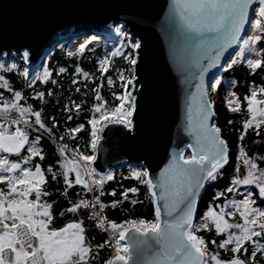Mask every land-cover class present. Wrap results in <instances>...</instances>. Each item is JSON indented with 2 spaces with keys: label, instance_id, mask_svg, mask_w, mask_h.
Wrapping results in <instances>:
<instances>
[{
  "label": "snow or ice",
  "instance_id": "obj_1",
  "mask_svg": "<svg viewBox=\"0 0 264 264\" xmlns=\"http://www.w3.org/2000/svg\"><path fill=\"white\" fill-rule=\"evenodd\" d=\"M256 3L259 7L253 9ZM250 9L254 18L249 15ZM166 30L187 83L185 121L178 133L187 134L190 142L173 149L168 162L155 176L149 165L138 162L129 166L128 177L123 174L119 177L121 181L133 179L144 187L153 209L151 219L126 218L119 223L109 219L108 209L125 212L126 202L132 206L142 202L140 187L121 184L116 198L117 189L111 187L117 180L115 170L98 171L93 164L104 128L109 124L135 128V114L143 95L142 41L129 35L123 26L114 28L119 46L97 60L101 83L91 89L94 103L87 121L89 139L83 148L78 144L70 147L69 141L75 144L79 139L76 134L85 130L79 115L87 102V81H94L95 77L78 65L74 67L70 83L79 85L82 82L75 76L82 75L85 98L79 102L70 99L63 104L64 132L57 135L59 121L46 111V106L55 103L60 108V97L53 89L35 88L38 82L57 85L59 81L53 71L45 67L42 72L30 74L27 67L21 70L16 63H0V70L9 73L19 70L31 89L25 95L0 75V86L10 96H0V264H261L264 261V153L249 155L244 144L249 130L256 137L253 144L264 143V83L243 96L248 116L235 129L239 135L234 154L224 133L232 132L237 122L228 119L226 127L218 126L215 101L209 94L216 91L221 80L213 73L205 85L210 69L220 65L224 54L234 45L238 50L230 56L227 68L242 62L252 75L257 70L264 72V43H260L264 41V0H173ZM99 39L97 34L85 36L76 51H68L67 56H82ZM29 56L25 50L22 59L27 61ZM117 57L126 61V66L113 69L115 78L111 73L105 76ZM66 72L65 67H60L55 75ZM105 80L110 88L118 83L119 91L109 93L111 103L101 94ZM74 91L80 93L81 87H75ZM225 101L229 112H241V98L236 92H228ZM74 116L77 122L69 127L68 122ZM46 140L53 147V160L47 164ZM186 149H191L190 154L186 155ZM230 156H234L235 164L228 183L213 194L206 210L198 212L202 190L209 183L219 185L224 180ZM105 195L113 199L104 201ZM66 215L70 220L57 226V217ZM93 231L106 239L94 243L95 237L90 235ZM106 247H114L115 254L102 259L101 252Z\"/></svg>",
  "mask_w": 264,
  "mask_h": 264
},
{
  "label": "water",
  "instance_id": "obj_2",
  "mask_svg": "<svg viewBox=\"0 0 264 264\" xmlns=\"http://www.w3.org/2000/svg\"><path fill=\"white\" fill-rule=\"evenodd\" d=\"M172 4L173 0H0V61L5 64L20 61L28 50L30 56L25 62L37 68L62 41L86 34H109L117 25L142 41L143 95L135 128L118 124L104 128L93 162L98 171L142 162L155 176L173 149L190 142L187 134L178 133L185 121L187 83L166 30ZM256 7L258 3L252 6ZM249 15L253 17L252 9ZM237 50L234 45L220 65L210 69L206 86L213 73L220 76ZM190 152L186 149V155Z\"/></svg>",
  "mask_w": 264,
  "mask_h": 264
},
{
  "label": "trees",
  "instance_id": "obj_3",
  "mask_svg": "<svg viewBox=\"0 0 264 264\" xmlns=\"http://www.w3.org/2000/svg\"><path fill=\"white\" fill-rule=\"evenodd\" d=\"M88 35V34H86ZM83 35L81 37H74L69 38L67 40L62 41L54 50L53 52L49 53L46 58L43 60L42 64L37 68L29 67L25 60L21 59L20 61L11 60L10 65L12 63H16L20 66L21 70L23 67H27L29 69L30 74H35L36 72H42L45 67H47L50 71H53L54 78H56L59 83L57 85L52 84H40L39 82L36 84L35 88L37 90H45V89H53L55 95L60 97L59 104L60 108L57 107L55 103H51L50 105L46 106V111L50 114H53L57 117L59 121V126L55 130L56 134H62L64 132V125H65V114L61 110L63 104L68 103L69 100H75L79 102L81 99H84V84L83 81L85 78L82 75H76L75 78L81 81L79 85H73L70 81L74 78V67L80 66L83 71L90 73L92 77H95V80L89 79L87 81V89H88V96L86 98L87 102L83 106L80 111L79 115V122L85 123V130L81 133H77V137L79 139L72 144L70 141V147H75L76 144L80 145L83 148L85 141L89 139L88 131L90 129V125L87 124L88 119L90 118L89 109L91 105L94 103L93 95L94 93L91 91L95 87L96 84L101 83V75L97 71V60L98 58L102 57L106 51L111 50L114 46L118 47V38L116 37V33L113 30L109 35H102L100 34V39L98 42H95L94 45H89L86 49L85 53L82 56L77 57H68V51H76L78 45L84 42ZM93 35V34H90ZM98 35V34H97ZM0 63L5 64V62L0 61ZM126 66V61L122 58L117 57L111 61V67L109 68V72L105 73L104 75L107 76L108 74H112L115 78V73L113 69L121 68ZM60 67H65L67 72L64 74H60L59 76L55 75ZM0 75H4L10 82L11 86L15 89L23 90L25 95H28L31 92V89L27 88V84L25 82V78L20 74L19 70H14L13 72L9 73L4 70H0ZM221 83L217 86L215 92H210V97L212 100L215 101L214 108L216 111V119L215 122L218 126L222 128L226 127V121L228 119H232L237 122L236 125L233 126L232 132H225L224 135L229 142V148L231 153L236 152V147L238 144L237 136L239 133L235 130L239 127V122L243 119H246L248 113L246 111V103L243 101V96L250 92L253 87H259L261 83H264V72H260L257 70V74L252 75L249 73L246 66L241 62L237 65H234L232 68H227V66L222 70L219 76ZM232 82H235L233 85ZM81 87V92L76 93L74 91L75 87ZM112 91H119L118 83L116 87L110 88L106 80L103 82V87L101 88V94L105 98V100L112 102V96L109 95ZM228 92H236L237 95L241 98V112L240 113H231L229 112L228 108L226 107L225 96ZM0 96L4 98H10L9 93L0 86ZM29 103L39 104L38 101H29ZM77 122L76 117L74 116L73 121L68 122V126H74ZM46 135V134H45ZM264 135V132H262ZM256 139L254 137L251 130H249L248 134L245 137L244 144L249 152V155L253 153H264V143L253 144L252 141ZM67 140V137H66ZM59 144V141H56ZM44 148L49 153L48 157L45 160V164L51 162L53 160V147L52 144L48 143L47 140L44 142ZM235 164L234 156H230V163L225 167V178L223 181L219 182L217 185L216 182H212L206 185L203 196L200 200L198 205V212H202L206 210V207L212 203V196L215 192H217L220 187L228 183L229 177L233 172V167ZM264 166V165H262ZM241 167V174L244 171L242 162L240 163ZM115 174L117 180L115 183L111 184V187H115L117 189V197L119 198V192L122 190L120 185L122 184L123 187L129 186H139L140 187V196L139 199L142 201L141 203L136 204L135 206L129 205L127 202L123 205L127 211L121 212L119 208L112 210H107V216L109 219H114L117 223L121 222L126 218H135V217H142L151 219L153 216V209L150 203V200L145 195V189L142 185H137L133 179H124L120 180L119 177L121 174L123 176H129V166L123 167L121 169L115 170ZM243 189L241 186L240 191ZM110 190V189H109ZM229 198H231V194H229ZM240 198V197H237ZM104 201H110L113 197L105 195L102 198ZM221 201H216L215 203H220ZM198 218V217H197ZM70 220V217L66 215L63 218L57 217L56 224L57 226H63L66 222ZM90 235L95 237L93 241H103L106 239V236L102 235L99 232L93 231ZM113 251V247H106L101 252L102 259L111 258ZM230 255V254H229ZM261 264H264V261H261Z\"/></svg>",
  "mask_w": 264,
  "mask_h": 264
},
{
  "label": "rangeland",
  "instance_id": "obj_4",
  "mask_svg": "<svg viewBox=\"0 0 264 264\" xmlns=\"http://www.w3.org/2000/svg\"><path fill=\"white\" fill-rule=\"evenodd\" d=\"M254 18V17H253ZM114 30V29H113ZM112 30V31H113ZM111 31V32H112ZM126 31V30H125ZM109 34H111V33H109ZM109 34H102V35H109ZM86 36H90V34H88V35H86ZM85 37H83V39H84ZM260 43H264V41H262V42H260ZM70 154V153H69ZM188 154H190V153H188ZM244 191V187H243V189L241 190V192H243Z\"/></svg>",
  "mask_w": 264,
  "mask_h": 264
},
{
  "label": "built area",
  "instance_id": "obj_5",
  "mask_svg": "<svg viewBox=\"0 0 264 264\" xmlns=\"http://www.w3.org/2000/svg\"><path fill=\"white\" fill-rule=\"evenodd\" d=\"M114 254H115V249H114V247H113V251H112V255H111V257H112Z\"/></svg>",
  "mask_w": 264,
  "mask_h": 264
}]
</instances>
